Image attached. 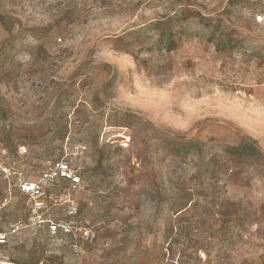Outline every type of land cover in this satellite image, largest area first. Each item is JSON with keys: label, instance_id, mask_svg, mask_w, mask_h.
I'll use <instances>...</instances> for the list:
<instances>
[{"label": "rangeland", "instance_id": "374dc122", "mask_svg": "<svg viewBox=\"0 0 264 264\" xmlns=\"http://www.w3.org/2000/svg\"><path fill=\"white\" fill-rule=\"evenodd\" d=\"M62 155L91 237L28 226L0 259L264 264V0H0V230Z\"/></svg>", "mask_w": 264, "mask_h": 264}, {"label": "built area", "instance_id": "2783aa9c", "mask_svg": "<svg viewBox=\"0 0 264 264\" xmlns=\"http://www.w3.org/2000/svg\"><path fill=\"white\" fill-rule=\"evenodd\" d=\"M17 163L14 159L2 166L5 174L16 175ZM61 180H67V186L59 190ZM81 184L78 168L71 164L67 156H59L48 163L38 176L22 177L17 174L14 186L25 196L27 217L25 221H16L6 230H0V245L7 243L10 237L28 226L34 229H45L51 237H67L68 245L75 253L82 251L81 240L92 235L89 227L81 224L78 218V206L73 193ZM62 209L63 216L52 212ZM0 264H17L0 259Z\"/></svg>", "mask_w": 264, "mask_h": 264}, {"label": "trees", "instance_id": "16d2710c", "mask_svg": "<svg viewBox=\"0 0 264 264\" xmlns=\"http://www.w3.org/2000/svg\"><path fill=\"white\" fill-rule=\"evenodd\" d=\"M247 145L245 144V143H241L236 149H240V150H242V149H252L253 147H246Z\"/></svg>", "mask_w": 264, "mask_h": 264}]
</instances>
